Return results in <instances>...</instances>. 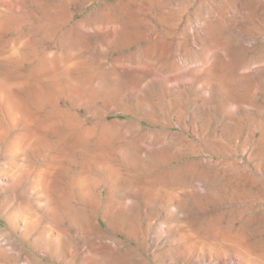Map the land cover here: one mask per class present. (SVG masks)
I'll list each match as a JSON object with an SVG mask.
<instances>
[{
  "label": "rangeland",
  "instance_id": "obj_1",
  "mask_svg": "<svg viewBox=\"0 0 264 264\" xmlns=\"http://www.w3.org/2000/svg\"><path fill=\"white\" fill-rule=\"evenodd\" d=\"M14 1L0 0V21L10 32L6 37L26 34L25 46L33 45L31 51L58 50L66 71L60 77L63 107L73 105L92 124L104 116L108 141L122 140L128 148L125 164L130 167L125 170L137 174L135 186H151L154 180L156 189L173 185L169 179H182L191 191L193 183H200L201 198L196 200L193 190L187 200L196 222L239 200L245 215L238 221L264 254V0ZM24 19L31 21L26 25ZM99 129L96 125L95 135ZM157 157H162L160 163ZM209 178L229 180V187L222 188L235 192L210 201L205 184ZM7 193L0 190V197ZM250 193L251 203L246 202ZM137 195L142 205L144 194ZM102 200L81 203L89 216L71 210L67 214L76 221L98 222L106 231ZM141 205L143 215L134 223L145 230L149 219ZM127 208L122 218L133 223L134 207ZM15 226L0 210L5 248L21 249L43 264H58L39 255L32 237H23ZM134 242L149 258L151 235L128 243Z\"/></svg>",
  "mask_w": 264,
  "mask_h": 264
},
{
  "label": "bare ground",
  "instance_id": "obj_2",
  "mask_svg": "<svg viewBox=\"0 0 264 264\" xmlns=\"http://www.w3.org/2000/svg\"><path fill=\"white\" fill-rule=\"evenodd\" d=\"M46 3L49 6L52 2ZM40 7L39 4V10ZM27 21L31 20H26V25ZM8 33L0 21V190L8 191L0 197V210L8 224L13 223L25 234L23 237H32L30 240L39 255H46L58 264H264V254L258 251L244 222L238 221L245 215L239 200L231 201L233 205L226 210L210 211L205 221L196 222L187 200L191 191L201 192L200 183H193L191 191L182 179H177V183L169 179L167 182L173 185L156 189L152 185L154 180H150L151 186L137 188V174L126 172L130 167L126 168L125 164L128 148L122 140L108 141L105 134L109 125L104 116L92 124L85 122L73 105L63 107L60 77L66 71L62 69L58 50L39 53L34 49L37 54L30 50L32 43L30 49L25 46L26 34L14 39L7 38ZM96 125L100 126L98 135H95ZM156 159L160 163L162 157ZM205 181L210 201L235 192L223 190L222 187H229V180ZM260 186V193L264 194V186ZM138 193L144 194L142 205ZM252 197V193L247 195L246 202ZM199 198L200 194L196 200ZM96 200L106 204L102 220L106 231L98 222L76 221L71 213L67 214L71 210L89 216L82 204H94ZM130 205L134 207L130 208L133 223L142 214L140 205L143 207L149 219L145 230L122 218ZM157 214L162 220L152 218ZM117 235H123L126 240ZM150 235L149 258L142 254L138 242L134 246L128 243L140 237L148 240ZM145 246L149 248L148 244ZM15 250L5 248L0 236V264H43L21 249Z\"/></svg>",
  "mask_w": 264,
  "mask_h": 264
}]
</instances>
